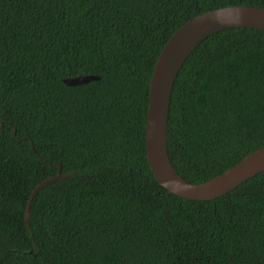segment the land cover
Segmentation results:
<instances>
[{"label": "trees", "instance_id": "1", "mask_svg": "<svg viewBox=\"0 0 264 264\" xmlns=\"http://www.w3.org/2000/svg\"><path fill=\"white\" fill-rule=\"evenodd\" d=\"M240 4L264 8L0 0V264H264V171L193 200L158 182L146 152L164 46L195 16ZM85 75L99 79L64 82ZM168 123L171 161L194 183L264 147V30L206 38L179 72ZM53 163L70 176L38 191L26 221Z\"/></svg>", "mask_w": 264, "mask_h": 264}, {"label": "water", "instance_id": "2", "mask_svg": "<svg viewBox=\"0 0 264 264\" xmlns=\"http://www.w3.org/2000/svg\"><path fill=\"white\" fill-rule=\"evenodd\" d=\"M250 27L264 30V8L251 5H231L201 13L182 25L168 40L155 64L150 81L149 109L146 122V152L150 168L158 182L170 192L193 200H214L234 190L249 178L264 171V147L248 154L223 173L202 183L183 177L174 167L168 148V127L171 95L175 81L188 57L209 36L222 30ZM99 79L96 75L65 78L67 85H79ZM16 133V130H15ZM40 182L32 191L26 209V221L31 205L40 189L68 178L62 173ZM29 230H31L28 225Z\"/></svg>", "mask_w": 264, "mask_h": 264}]
</instances>
